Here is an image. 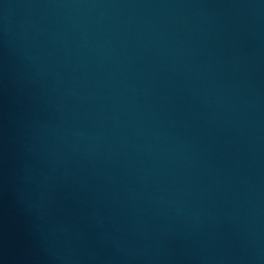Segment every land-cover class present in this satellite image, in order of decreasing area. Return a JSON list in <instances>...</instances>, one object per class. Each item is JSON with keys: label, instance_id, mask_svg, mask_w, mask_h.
I'll use <instances>...</instances> for the list:
<instances>
[{"label": "water", "instance_id": "1", "mask_svg": "<svg viewBox=\"0 0 264 264\" xmlns=\"http://www.w3.org/2000/svg\"><path fill=\"white\" fill-rule=\"evenodd\" d=\"M0 264H264V0H0Z\"/></svg>", "mask_w": 264, "mask_h": 264}]
</instances>
